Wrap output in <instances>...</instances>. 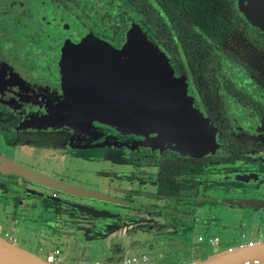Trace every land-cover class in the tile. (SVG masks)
I'll return each instance as SVG.
<instances>
[{
    "label": "flooded vegetation",
    "instance_id": "1",
    "mask_svg": "<svg viewBox=\"0 0 264 264\" xmlns=\"http://www.w3.org/2000/svg\"><path fill=\"white\" fill-rule=\"evenodd\" d=\"M69 1L0 0L2 144L8 142L10 148L18 146V149L23 151L37 149L42 154L47 153L45 148L53 147L55 150L53 155L56 156L46 158L57 159L59 162L64 152L71 148L70 146L60 148L59 138L53 136L54 131L51 129H54L61 120L57 119L49 108L63 98L62 81L56 66L64 42L78 43L84 34L91 32L115 48H120L125 40V32L132 23L129 24L127 19L120 23L125 24L126 28L116 37L113 33L114 27L119 23H112L110 37L104 32L98 34L94 27L84 28L85 21L69 8ZM123 1L133 9L125 0ZM226 2L242 17V21L234 23L236 29L230 31L220 45L216 42L205 43L201 50L203 53L197 52L192 56L193 60H197L201 56L212 55L216 65L211 70L199 71L184 66L182 50L176 46L180 44L179 37L173 28H170V32L173 34L175 49L170 53L160 40L154 43L148 37L167 55L174 75L184 80L187 94L195 108L212 122L219 152L194 158L181 156L169 148L157 149L141 145L130 153L122 149H126L125 147L107 145L103 148H111L117 162L115 164L114 160L110 159V167L114 168L116 165L120 171L107 172L104 168L97 171L95 168L94 181H76L55 173L52 174L56 177L47 174L68 183L112 195L122 202L71 196L35 185L18 175L3 173L0 170V201L5 207L13 205L12 210L16 212V216L8 211L6 216L12 217L11 221L15 225L20 223L21 227H26L28 222L35 223L39 219L37 222L53 229L51 223L45 221V218L53 217L52 213L44 208L40 215L31 216L29 213L36 200H43L53 203L57 211L56 220H61L65 215L60 209L61 204L72 205V211L93 220L91 232L94 234L92 236L89 234V237H96L98 234L104 241L107 237L121 238L120 236H124L119 234L121 228L126 229L140 221L151 220L146 218L150 217L151 213L162 214L163 220H157V228L148 230L147 235L161 238L186 237L191 244L201 249L212 250V253L223 251L220 231L240 232L243 225L251 228L247 221L243 224L241 219L243 216L247 217V220L258 218L263 220L260 228L264 231V30L251 23L238 10V0ZM100 18L106 25L109 14L105 13ZM121 18L125 20L123 15ZM139 25L144 31V25L142 23ZM224 61L232 64L234 68L223 70ZM236 68L240 70V74L236 73ZM145 153L153 162L149 161L144 166L143 163L133 165L131 171H128L129 165L126 166V171L122 168L126 159H129L130 163L135 159L131 154H138L142 158ZM105 155L108 157L106 153ZM23 165L39 171L27 163ZM125 173L132 174V177L126 178ZM101 181L107 185L105 190L98 189L102 186ZM146 184L149 187H146ZM93 186L97 188H89ZM28 190L40 191L53 198L29 195ZM17 192L28 198H18ZM81 205L97 211H110L116 216L87 215L80 210ZM19 207L22 209L17 213ZM130 208H133V211H129ZM116 227L119 228L118 231ZM53 230L57 238L62 237V240L66 238V243L69 237H73L65 235L63 226L56 225ZM192 236L197 240L192 241ZM213 241L216 244L215 248L212 246ZM248 243H253V240L244 244ZM66 247L67 253L69 250L68 246ZM202 254L205 257L204 253ZM126 255L125 249L114 243L108 247L103 264H119ZM150 259L153 262L156 260L154 257ZM94 263L102 264L98 260ZM78 264H86V260L78 261Z\"/></svg>",
    "mask_w": 264,
    "mask_h": 264
},
{
    "label": "water",
    "instance_id": "2",
    "mask_svg": "<svg viewBox=\"0 0 264 264\" xmlns=\"http://www.w3.org/2000/svg\"><path fill=\"white\" fill-rule=\"evenodd\" d=\"M238 10L264 30V0H238ZM63 98L51 113L67 127L101 136L106 144L172 149L181 156L216 154L210 119L195 108L167 55L132 22L120 48L91 32L64 42L56 66ZM102 145V143H99ZM0 170L35 185L85 199L122 202L112 195L68 183L0 154ZM27 194L53 198L28 190ZM56 199V198H54ZM87 215L116 216L81 205ZM264 263V241L214 252L188 264ZM0 264H52L0 235Z\"/></svg>",
    "mask_w": 264,
    "mask_h": 264
},
{
    "label": "rangeland",
    "instance_id": "3",
    "mask_svg": "<svg viewBox=\"0 0 264 264\" xmlns=\"http://www.w3.org/2000/svg\"><path fill=\"white\" fill-rule=\"evenodd\" d=\"M68 6L73 10V12H76L81 17V19H83V21H85L84 28L94 27L97 30L98 34H102L104 32L109 37L112 32V23L120 24L123 21L125 22L126 19L129 24L131 22H135L138 24L141 23V16L136 13L134 9L127 6V4L123 0H70ZM105 13L109 14V20L106 25L101 21L100 18L103 17ZM121 15L124 16L125 20L121 18ZM144 31H147L146 26H144ZM222 68L223 70H228L230 68H234V66L224 61L222 63ZM236 73L240 74V70L237 68ZM51 130L54 131L53 136L59 138L58 145L60 146V148H64L63 146H70L71 148L64 152L63 158H61V162H59L57 159L50 160L46 158L47 156L50 158L56 156L53 155L55 153L53 147L45 148L39 146V148H45L44 150L47 151V153L45 154H42L37 149H32V151H23L19 150L18 146L10 148L8 142H4L2 144L1 137L0 152L6 156H9L10 158H14L18 162L22 161L24 163H27L30 167H34L45 174H49L55 177V174L63 175L67 178L71 177L76 181H94L95 168L97 169V171H100L103 168L105 169L104 171L107 172H117V170L120 171L116 165V167L114 166V168H112V166L110 167V159L114 160L115 164L117 163L116 159L114 158L115 154L111 148H103L108 144H106L105 141H100L101 136L97 134L95 135L93 133L87 134L78 128H69L62 121H60V123L54 129ZM39 139L40 138H38V140ZM99 143H102V145H99ZM110 145L114 144H109V146ZM117 146L125 147L126 149H122L127 150L128 152L130 151V153L134 149L138 148L137 146ZM115 149L121 150V148ZM105 153L108 157H106ZM131 157L135 159L131 160V163L129 162V159H126L124 165L122 166L125 171L126 166L128 165V171H131V169H133V165L143 163L142 166H144L147 165L149 161L153 162L149 158V155L147 153H145L144 157L142 158L138 154H131ZM119 165L121 166L122 164ZM109 168H111V170L113 171L109 170ZM124 175L127 176L126 178L132 177V174L128 175L125 173ZM127 180L131 182L129 179ZM113 181L114 182L112 184L115 183V179H113ZM101 185L102 186H99L98 189L101 188V190H105L107 185L104 184L103 181H101ZM146 187L149 186L146 184ZM89 188L97 187L93 186ZM3 191H1V193ZM118 192L121 193L119 189ZM17 196L20 199L28 198L21 196L19 192H17ZM36 202H34V204L32 205L33 208L29 210L31 216H33V214L40 215V213H42L41 210L43 208L49 213H52L53 217L49 219L45 218V221L50 222L53 229H55L56 225L61 227L63 226L65 235L73 236L72 238L69 237V239H67V243L66 238H63V240L62 237L61 239L57 238L55 235L56 233L53 229L44 226L40 222H37L39 221V219H37L35 223L28 222L26 224V227H21L20 223L18 222V225L14 224V226H11L10 220L6 219V212H11V215L13 216H16V212L12 210V204L5 207L1 201L0 235L5 237L4 233L11 232L16 237V242L12 243L22 247L23 249L29 252L38 255L43 260H45V257L48 253L54 251L55 246H58L61 249V254L58 256L60 260L58 263L54 264H78V261L82 260H86V264H95L94 262L96 260L100 261L103 264L108 252V247L113 246L114 243H118L119 247H123V249H125V254H127L126 256H129L130 254L132 255L134 253L133 251H136V255L139 252H142L141 254H146L149 259V264H188L193 261L204 259L206 256L212 254V250H208L205 248L201 249L198 246L191 244L189 239H187L186 237L168 236L161 238L151 237V235L149 234L147 235L148 230H153L157 228V220H163V218L161 217L162 214L160 215L159 213H151L150 217H146L151 218V220L146 219L145 221H140L139 223L133 224V226L129 228H121L119 234H124V236H120L121 238L113 239L107 237V240L104 241V238L100 239V236L98 234L97 235L99 238H97V235L96 237H89V234H91V236L94 234L93 232H91L93 228V220H91V218L80 216L77 211L76 213L72 211V205H69L67 203H65L67 205L61 204L60 209L62 210V213H65V215L62 216L61 220H56L55 215L57 211L54 209L53 203L47 201L43 202V200H36ZM21 209L22 207H19L17 213L20 212ZM198 210V214L200 215V203L198 204ZM129 211H133V208H130ZM138 213L140 212L138 211ZM241 219L243 220V224L246 221L249 225L251 224V228L248 229V226L243 225L241 228L242 231L240 232L220 231L223 250H227L229 249V247L233 248L232 246L234 245H236L235 247H237V245H243L244 243L250 242L251 240H253V242L264 241V231H262L260 228L263 220L261 221V219L259 218L257 220H247L248 218L244 216L241 217ZM256 226H258L257 230ZM116 228L118 231L119 228ZM76 236L78 237L75 239ZM5 238L8 239V237ZM191 240L196 241L197 239L192 236ZM66 246H68L69 250V252L67 253ZM201 253H204L205 257H203V254L201 255ZM150 257H154L156 259L155 262H153ZM119 264H122V260L119 261Z\"/></svg>",
    "mask_w": 264,
    "mask_h": 264
},
{
    "label": "trees",
    "instance_id": "4",
    "mask_svg": "<svg viewBox=\"0 0 264 264\" xmlns=\"http://www.w3.org/2000/svg\"><path fill=\"white\" fill-rule=\"evenodd\" d=\"M141 16V23L147 27L145 34L154 42L160 40L170 53L175 49L173 34L179 37L184 66L195 70H211L216 65L212 57L192 56L202 54L205 43L221 44L230 31L236 29L234 23L242 17L226 0H125ZM166 23H164V20ZM126 25L114 27V37L122 34ZM160 36V39H159ZM187 60V61H186Z\"/></svg>",
    "mask_w": 264,
    "mask_h": 264
},
{
    "label": "built area",
    "instance_id": "5",
    "mask_svg": "<svg viewBox=\"0 0 264 264\" xmlns=\"http://www.w3.org/2000/svg\"><path fill=\"white\" fill-rule=\"evenodd\" d=\"M8 235L6 234L5 237H7ZM8 240L13 242L12 240V236L8 237ZM212 246L215 248L216 244L215 241L212 242ZM214 253V252H213ZM59 251L58 249H55L53 252L48 253L45 257V260L49 263H58L59 262ZM122 264H149V259L148 256L146 254H142L140 256L137 257H131L129 259H125L122 261Z\"/></svg>",
    "mask_w": 264,
    "mask_h": 264
},
{
    "label": "crops",
    "instance_id": "6",
    "mask_svg": "<svg viewBox=\"0 0 264 264\" xmlns=\"http://www.w3.org/2000/svg\"><path fill=\"white\" fill-rule=\"evenodd\" d=\"M7 214H8V212H6ZM26 215H28V213H26ZM29 216V215H28ZM6 219H8V220H10V223H11V226L13 225L14 226V223L11 221L12 220V217H10V216H6ZM22 225L24 226V224L22 223ZM0 229H1V226H0ZM10 233V234H9ZM6 234L8 235L7 237H9V236H12V240H13V242H16V237L11 233V232H6V233H4V236H6ZM231 248V247H230ZM229 248V249H230ZM55 249H58V251L60 250V248L58 247V246H55V248H54V250ZM60 254H61V251L59 252ZM59 254V255H60ZM142 255V254H141ZM137 256H140V254H135V252L131 255H129V256H126V257H124V259L123 260H125V259H129V258H131V257H137ZM67 258H68V255H67ZM59 260H60V258H59ZM122 260V261H123Z\"/></svg>",
    "mask_w": 264,
    "mask_h": 264
},
{
    "label": "bare ground",
    "instance_id": "7",
    "mask_svg": "<svg viewBox=\"0 0 264 264\" xmlns=\"http://www.w3.org/2000/svg\"><path fill=\"white\" fill-rule=\"evenodd\" d=\"M257 263H261V262H257Z\"/></svg>",
    "mask_w": 264,
    "mask_h": 264
}]
</instances>
